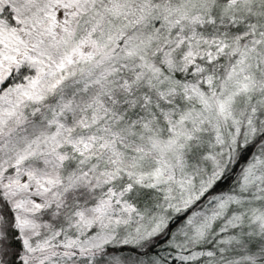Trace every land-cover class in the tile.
<instances>
[{
	"label": "snow or ice",
	"instance_id": "obj_1",
	"mask_svg": "<svg viewBox=\"0 0 264 264\" xmlns=\"http://www.w3.org/2000/svg\"><path fill=\"white\" fill-rule=\"evenodd\" d=\"M0 264H264V0H0Z\"/></svg>",
	"mask_w": 264,
	"mask_h": 264
}]
</instances>
